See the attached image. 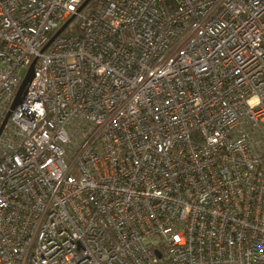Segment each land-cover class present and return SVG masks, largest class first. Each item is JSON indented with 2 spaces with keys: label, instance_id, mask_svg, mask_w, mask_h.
Here are the masks:
<instances>
[{
  "label": "built area",
  "instance_id": "obj_1",
  "mask_svg": "<svg viewBox=\"0 0 264 264\" xmlns=\"http://www.w3.org/2000/svg\"><path fill=\"white\" fill-rule=\"evenodd\" d=\"M83 3L0 0V264H264V0Z\"/></svg>",
  "mask_w": 264,
  "mask_h": 264
},
{
  "label": "water",
  "instance_id": "obj_2",
  "mask_svg": "<svg viewBox=\"0 0 264 264\" xmlns=\"http://www.w3.org/2000/svg\"><path fill=\"white\" fill-rule=\"evenodd\" d=\"M92 0H85L84 3L80 6V8L78 9L77 13L81 12ZM74 19V17H72L58 32L57 34L50 40V42L44 47V49L42 50V53H44L49 46L53 43V41L65 30V28L70 24V22ZM38 59L36 58L32 64L30 65L23 81L22 84L17 92V95L14 99V102L11 106V110L7 113L3 123L1 124L0 127V135L7 123V121L9 120L10 116H11V112L17 107L20 106L23 103V100L34 80L35 77V67L37 64Z\"/></svg>",
  "mask_w": 264,
  "mask_h": 264
},
{
  "label": "trees",
  "instance_id": "obj_3",
  "mask_svg": "<svg viewBox=\"0 0 264 264\" xmlns=\"http://www.w3.org/2000/svg\"><path fill=\"white\" fill-rule=\"evenodd\" d=\"M85 0H83V2H84Z\"/></svg>",
  "mask_w": 264,
  "mask_h": 264
}]
</instances>
